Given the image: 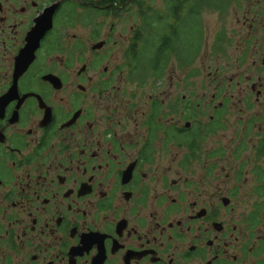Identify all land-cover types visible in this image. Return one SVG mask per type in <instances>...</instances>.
<instances>
[{"label":"flooded vegetation","instance_id":"flooded-vegetation-1","mask_svg":"<svg viewBox=\"0 0 264 264\" xmlns=\"http://www.w3.org/2000/svg\"><path fill=\"white\" fill-rule=\"evenodd\" d=\"M143 1L0 0V264H264L263 1L202 92L131 76Z\"/></svg>","mask_w":264,"mask_h":264},{"label":"trees","instance_id":"trees-1","mask_svg":"<svg viewBox=\"0 0 264 264\" xmlns=\"http://www.w3.org/2000/svg\"><path fill=\"white\" fill-rule=\"evenodd\" d=\"M241 0H164V8L156 10L153 3L141 4L142 49L131 54L129 61L145 62L134 68L133 77L147 78L157 75L158 63H168L176 57L179 67H189L197 59L205 38L202 15L207 10L227 15ZM134 4H139L134 0ZM214 50H217L216 43Z\"/></svg>","mask_w":264,"mask_h":264},{"label":"rangeland","instance_id":"rangeland-1","mask_svg":"<svg viewBox=\"0 0 264 264\" xmlns=\"http://www.w3.org/2000/svg\"><path fill=\"white\" fill-rule=\"evenodd\" d=\"M147 2H151L152 0H145ZM162 0H154L155 3L158 5L161 4ZM264 5V0H262ZM249 3V6L251 5V2H242L241 6L247 7ZM258 4L255 5V7ZM234 6V5H233ZM233 6L230 8L229 13L227 15H222L218 11L213 10H207L203 12L202 19H203V26H204V32H205V38L203 41V47L202 50L197 57V59L193 62V65L191 66V71L188 72V69H181L176 71V77H182L183 74L192 75V80L189 84L188 88H182L178 87L177 92H202L204 91L202 89V84L206 81L203 79L208 75V72L214 71L215 67L219 65L221 62H234L236 60L237 55L239 54L236 50L237 45L235 44V41L240 34L239 29L241 28L240 25L237 22V16L233 12ZM77 12L79 13H90L88 10L78 8ZM264 14V11H262ZM91 14V13H90ZM242 19V16L239 17ZM252 18V16H249V19ZM261 18L264 20V15L261 16ZM130 18H126L127 26H130L132 24L133 20H129ZM86 23V22H85ZM79 29L75 31L76 33L84 34L85 30V24L80 23ZM226 32V40L222 42L220 48L222 50L214 52L213 46L217 42L216 39L218 38L220 32ZM264 30L262 29L259 32V36H263ZM216 41V42H215ZM227 76H231L232 73L235 71L233 66L230 69H227ZM228 82V81H227ZM180 83V82H179ZM183 85V83H180ZM132 88L136 87L134 85H130ZM144 92H151V90L144 88ZM253 165H248L247 168H251ZM257 182V179H249L246 183L244 181H241V184L243 185V190L241 191L240 198L243 200L242 208H245L246 210H249L250 206L249 204L254 201L255 196L252 194H246L248 190L255 185ZM264 220V214L262 213L261 222ZM262 228L264 226L260 224ZM256 258L253 257L255 260H263L264 262V252L261 251ZM252 258V260H253ZM249 261L247 264H250ZM256 264V263H255Z\"/></svg>","mask_w":264,"mask_h":264},{"label":"water","instance_id":"water-1","mask_svg":"<svg viewBox=\"0 0 264 264\" xmlns=\"http://www.w3.org/2000/svg\"><path fill=\"white\" fill-rule=\"evenodd\" d=\"M25 67H26V66H25ZM24 69H25V68H22V69H21V72L24 71Z\"/></svg>","mask_w":264,"mask_h":264}]
</instances>
